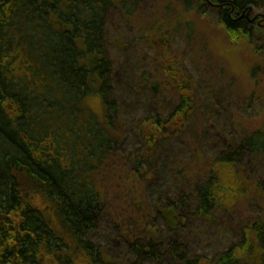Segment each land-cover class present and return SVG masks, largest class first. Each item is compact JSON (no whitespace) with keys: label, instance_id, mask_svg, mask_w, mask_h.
Masks as SVG:
<instances>
[{"label":"trees","instance_id":"obj_1","mask_svg":"<svg viewBox=\"0 0 264 264\" xmlns=\"http://www.w3.org/2000/svg\"><path fill=\"white\" fill-rule=\"evenodd\" d=\"M207 3L233 38H249L258 25L252 11L264 8V0ZM141 4L0 0V264H264V212H255L249 203L242 224L235 221L246 198L264 202V178L242 169L245 155H264V144L250 143V138L264 139L260 132H232L222 141L219 137L225 133H214L212 150L201 167L178 171L171 164V183L156 198L146 197L154 178L159 182L158 174L165 171L163 152L177 151L171 146L189 125L193 94L175 68L171 77L177 105L167 115L135 121L139 145L135 159L124 156L119 208L111 214L105 211L102 193L93 186L102 168L115 170L109 168L118 153L112 131L115 101L110 97L118 71L114 74L105 52L106 17L116 8L131 16ZM35 38L40 39L39 56L26 50L25 43L34 44ZM33 86L40 92H33ZM53 91L60 96L51 95ZM30 104L42 107L41 126ZM23 124L29 130H23ZM35 129L44 132L40 139ZM66 134L70 148L59 154ZM91 136L99 143H79ZM47 141L57 151L50 152ZM68 178L79 179V186ZM106 218L111 244L94 246L89 235ZM201 239L212 251L210 258L195 250L194 241Z\"/></svg>","mask_w":264,"mask_h":264},{"label":"rangeland","instance_id":"obj_2","mask_svg":"<svg viewBox=\"0 0 264 264\" xmlns=\"http://www.w3.org/2000/svg\"><path fill=\"white\" fill-rule=\"evenodd\" d=\"M205 2L188 0V4L184 5L182 0H142L131 16H125L116 8L106 17L104 46L111 58L114 74L118 71L116 78L112 77L110 92V97L115 101L112 131L118 153L111 160L113 168L108 166L115 170L108 173L102 168L93 186L97 185L95 189L102 193L100 198L105 211L109 210L110 214L119 208L121 192L118 187H122L123 182L118 181V176L126 178L124 156L131 154L132 160L136 158L139 144L133 133L135 121L148 115H167L178 103L171 69L175 68L184 77V82L190 85L192 110L186 134L173 143V148L171 146V151H177L170 153L168 149L161 156L166 164L165 171L158 174L160 181L154 178L152 183L150 179L153 186L146 192L149 201L165 190L168 181L171 183V164L174 163L178 171L181 168L190 169L194 164L202 166L215 142L214 133L220 130L225 133L219 137L221 141L232 132L241 136L260 132L264 136V8L252 11V15L258 16V25L254 24L249 38H233L218 24L215 9L206 6L212 5ZM39 41L35 38L32 44L28 40L25 43L27 52L33 51L35 56H39ZM6 62L10 63L11 59ZM35 90L40 92L38 86H33L32 91ZM51 95L60 96L54 91ZM34 102L38 103L39 100ZM48 102L56 106L53 101ZM37 114L39 118H36V122L38 119L37 125L41 126L43 112L40 105ZM207 116L212 117L210 121ZM65 122L68 125V121ZM22 128L28 129L27 124H23ZM34 132L36 139H40L44 133L39 129ZM82 139L79 143L85 147L87 143H99L94 136L89 141ZM70 140L66 134L59 154H66ZM46 143L52 144L50 141ZM250 143L262 146L264 139L250 138ZM55 151L52 144L50 152ZM242 169L255 178H264V155L249 158L245 155ZM249 203L253 204L255 212H264L263 201L246 198L235 215V221L239 224L243 221L241 217L245 218V207ZM220 215L225 216L222 212ZM110 235L106 218L89 235V239L94 246L107 248L111 244ZM205 242L202 239L194 241V247L198 253L204 252L210 258L212 251ZM69 254L65 252L64 256ZM162 264L171 263L167 261Z\"/></svg>","mask_w":264,"mask_h":264},{"label":"bare ground","instance_id":"obj_3","mask_svg":"<svg viewBox=\"0 0 264 264\" xmlns=\"http://www.w3.org/2000/svg\"><path fill=\"white\" fill-rule=\"evenodd\" d=\"M206 1V0H205ZM233 1V0H232ZM31 42V41H30ZM105 52L107 53V51L105 50ZM95 69H97V68H95ZM38 106L39 105H35V104H30V108H32V109H34V110H36L37 109V112H38ZM18 130H20L18 127H13L12 128V131H14V132H16V131H18ZM17 133H20V131H18ZM67 180V182L68 183H74V184H79L80 183V180L79 179H74V178H72V179H70V178H68V179H66ZM79 186V185H78Z\"/></svg>","mask_w":264,"mask_h":264}]
</instances>
